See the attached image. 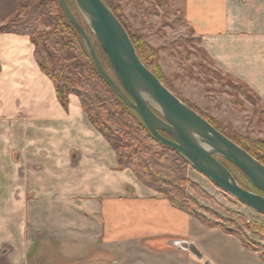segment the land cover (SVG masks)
I'll return each instance as SVG.
<instances>
[{
    "label": "crops",
    "instance_id": "crops-1",
    "mask_svg": "<svg viewBox=\"0 0 264 264\" xmlns=\"http://www.w3.org/2000/svg\"><path fill=\"white\" fill-rule=\"evenodd\" d=\"M18 1L0 0V25ZM183 9L217 66L264 103V0H183ZM0 264L264 261L120 170L79 98L61 104L30 37L0 33Z\"/></svg>",
    "mask_w": 264,
    "mask_h": 264
},
{
    "label": "trees",
    "instance_id": "trees-1",
    "mask_svg": "<svg viewBox=\"0 0 264 264\" xmlns=\"http://www.w3.org/2000/svg\"><path fill=\"white\" fill-rule=\"evenodd\" d=\"M104 1L129 32L145 65L177 95L157 72L149 50L147 51L141 40L129 31L127 24L118 14L114 1ZM67 2L89 34L105 68L117 80L112 66L83 19L75 0ZM43 26L45 28H42ZM0 33H17L30 37L35 45V56L39 66L54 82L61 104L68 108L70 95L79 98L91 123L116 152L120 170L131 169L143 184L166 196L174 207L194 216L208 227L219 228L238 237L245 247L255 248L245 240L238 223L234 227L226 226L198 211L199 204L189 192L190 189H194V182L188 172L189 162L180 152L155 138L138 113L115 94L95 66L79 31L72 24L60 0H19L15 14L0 25ZM239 84L261 99L246 82L239 80ZM183 102L189 105L186 101ZM203 116L264 164V141H239L220 129L208 117ZM219 159L223 163L227 162L223 158ZM260 256L264 261V254L261 253Z\"/></svg>",
    "mask_w": 264,
    "mask_h": 264
},
{
    "label": "rangeland",
    "instance_id": "rangeland-1",
    "mask_svg": "<svg viewBox=\"0 0 264 264\" xmlns=\"http://www.w3.org/2000/svg\"><path fill=\"white\" fill-rule=\"evenodd\" d=\"M113 1L129 31L151 53L159 75L179 97L239 141H264V103L217 66L187 22L183 0ZM225 165L242 186L258 192L242 170L229 161ZM188 172L194 182L189 192L198 211L226 226L238 223L253 250L264 254V215L192 166Z\"/></svg>",
    "mask_w": 264,
    "mask_h": 264
},
{
    "label": "water",
    "instance_id": "water-1",
    "mask_svg": "<svg viewBox=\"0 0 264 264\" xmlns=\"http://www.w3.org/2000/svg\"><path fill=\"white\" fill-rule=\"evenodd\" d=\"M60 1L79 31L98 71L115 94L138 113L151 134L180 152L190 166L204 174L218 188L264 215V164L183 102L145 65L129 32L104 0L75 2L102 47L117 80L105 68L89 34L67 0ZM219 158L242 170L260 192L242 186ZM171 242L202 258L200 252L189 242Z\"/></svg>",
    "mask_w": 264,
    "mask_h": 264
}]
</instances>
